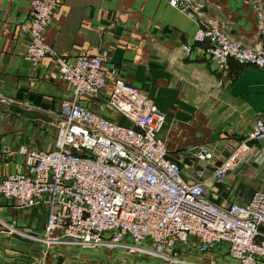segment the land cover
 Returning a JSON list of instances; mask_svg holds the SVG:
<instances>
[{"label":"crops","instance_id":"1","mask_svg":"<svg viewBox=\"0 0 264 264\" xmlns=\"http://www.w3.org/2000/svg\"><path fill=\"white\" fill-rule=\"evenodd\" d=\"M30 1L0 0V179L27 165L24 155L4 153V146L54 149L61 102L72 96L55 60L46 57L34 63L25 58L22 24ZM202 1L206 7L194 11L174 8L169 0H58L45 35L64 56L105 55L108 86L98 97L81 96L85 108L131 125L111 96L120 84L137 90L145 105L165 112L160 135L184 175L194 180L195 167L204 165L192 149L211 144L219 161L229 159L231 168L223 182L209 181L210 198L220 204L245 203L257 191L264 192V140L246 141L256 120L264 119V69L232 61L224 72L201 48L188 55L185 44L195 45L200 25L217 24L245 45L263 48L264 0ZM115 67L117 75L111 73ZM213 170L207 168V178ZM47 217L44 204L19 208L14 200L0 197V259L8 251L22 254L38 245L81 248L50 245L6 230L9 223L43 233ZM214 251L229 256L226 244ZM229 264L238 263L231 259Z\"/></svg>","mask_w":264,"mask_h":264},{"label":"built area","instance_id":"2","mask_svg":"<svg viewBox=\"0 0 264 264\" xmlns=\"http://www.w3.org/2000/svg\"><path fill=\"white\" fill-rule=\"evenodd\" d=\"M169 4L194 11L206 5L200 0ZM57 9L58 0H31L22 24L27 34L25 58L35 63L51 57L60 77L72 87V96L62 100L58 112L55 147L4 146V153L24 155L27 165L0 179V197L14 200L19 208L44 204L48 217L43 233L9 223L6 230L50 245L148 244L149 251L171 257H177L178 244L196 240L204 248L226 244L238 264H264V192L257 191L245 203L212 200L208 183L223 182L231 168L229 159L219 161L211 144H199L192 154L204 165L195 167L194 180L187 178L160 135L165 112L145 105L135 89L120 84L111 96L131 125L85 108L81 96L98 97L108 86L106 57L98 53L73 59L51 45L44 32ZM193 39L195 45L185 44L186 53L202 49L224 72L232 61L264 69V47L245 45L217 24L200 25ZM111 73L117 75L119 69ZM262 140L264 119L258 118L246 141ZM210 166L214 170L207 178Z\"/></svg>","mask_w":264,"mask_h":264},{"label":"rangeland","instance_id":"3","mask_svg":"<svg viewBox=\"0 0 264 264\" xmlns=\"http://www.w3.org/2000/svg\"><path fill=\"white\" fill-rule=\"evenodd\" d=\"M126 245L100 243L91 248L66 246L42 248L38 245L30 251H22V254L11 255L8 251L7 256L0 259V264H184L175 259L196 264H229L232 259L226 254H216L215 248L202 247L196 240L178 244L177 257L171 260L149 251L148 244L146 246L136 244L137 247Z\"/></svg>","mask_w":264,"mask_h":264},{"label":"bare ground","instance_id":"4","mask_svg":"<svg viewBox=\"0 0 264 264\" xmlns=\"http://www.w3.org/2000/svg\"><path fill=\"white\" fill-rule=\"evenodd\" d=\"M50 26V25H49ZM49 26H47V27H49ZM24 28V27H23ZM47 29V28H46ZM46 29H45V31H46ZM24 30H25V28H24ZM26 31V30H25ZM44 35H45V32H44ZM45 38H46V35H45ZM14 173V172H13ZM199 243V242H198ZM141 247H143V248H146V247H144V246H141ZM144 250H146V249H144ZM152 252V251H151ZM154 253V252H153ZM156 254V253H155ZM161 256H163V257H165L166 259H168V260H171V259H173L174 257H176V256H173V257H171V256H166V255H161ZM230 256V255H229ZM231 257V256H230ZM232 258V257H231ZM233 259V258H232ZM233 260H235V259H233ZM236 262H237V260H235ZM238 263V262H237Z\"/></svg>","mask_w":264,"mask_h":264}]
</instances>
